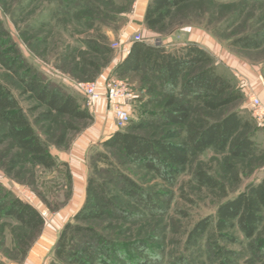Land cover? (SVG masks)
I'll return each mask as SVG.
<instances>
[{"label": "rangeland", "instance_id": "rangeland-1", "mask_svg": "<svg viewBox=\"0 0 264 264\" xmlns=\"http://www.w3.org/2000/svg\"><path fill=\"white\" fill-rule=\"evenodd\" d=\"M71 1L81 0H0V81L13 91L28 121L58 165V169L49 170L34 166L27 156L17 158L21 153L11 146V140L0 144V189L33 207L44 220L42 228L35 232L12 219L0 218V264H49L54 261V248L61 230L67 223L74 222V216L83 205L86 183L92 172L89 157L102 151L101 144L112 134L128 131L147 118L148 113L159 109L158 93L162 89L159 84L155 86L156 92L150 93L147 87L151 82L143 83L138 75L104 80L119 59L114 43H121V39L132 43L133 37L138 35L141 42L162 46L172 34L179 38V32L186 28H192L198 40L202 37V44L205 36L212 40L211 50L201 49L211 58L216 73L242 96L237 103L212 113L194 103L193 117L214 122L227 113L237 112L248 126L246 133L254 149L245 159H233L211 150L193 156L172 186L125 163L119 154H113L119 156L117 161L111 155L115 166L145 192L170 195L162 199L165 208L162 214L149 216L129 203L133 217L121 221L110 212L91 225L114 242L150 239L145 261L139 255L129 254L125 255L127 261L124 256H112L111 264H133L134 260L142 264H219V247L235 253L233 264H264L263 257L248 250L237 230L229 233L237 240L234 244L215 239L212 230L194 246L187 244V234L198 221L213 217L220 203L264 178V126L254 121L249 109L251 95L264 102V0H193L174 10L163 25L154 30L148 29L138 18L139 5L146 0H138L136 5L135 0H91L101 5L100 11L92 8L91 14L83 13L84 6L78 8L79 5L74 6ZM87 17L94 22H84ZM85 39L98 43L100 54L92 52L84 44ZM188 44L191 43L185 46ZM11 47L17 49L20 60L36 71L45 83L74 97L80 107L88 110L91 119L81 121L55 115L42 118V109L15 86L17 79L13 71L19 64L9 70L8 60L15 59L9 53ZM106 48L111 52H105ZM84 57L96 63L98 69L85 65ZM73 67L80 70L74 77L69 74ZM72 80L96 82L102 92L107 81L123 84L133 97L129 101V123L116 129L103 101L89 109L84 96L69 85ZM68 124L74 129L66 130ZM63 132L65 140L57 146V139ZM152 132L161 133L155 129L140 133L149 135ZM63 164L67 166L70 179L65 177ZM98 166L104 171L107 169L101 163ZM197 171L212 176L223 190L199 186L194 176ZM260 235H264V226Z\"/></svg>", "mask_w": 264, "mask_h": 264}, {"label": "trees", "instance_id": "trees-1", "mask_svg": "<svg viewBox=\"0 0 264 264\" xmlns=\"http://www.w3.org/2000/svg\"><path fill=\"white\" fill-rule=\"evenodd\" d=\"M190 1L193 0H149L144 25L150 30L161 27L174 10ZM71 4L79 5L78 8L83 5L81 11L86 14H91L92 8L100 11L101 7L99 2L91 0L71 1ZM84 22L92 24L94 19L87 17ZM2 34L6 35L4 32ZM83 42L92 52L100 54L99 45L93 39ZM106 51L111 52L108 48ZM9 53L15 56V59L7 62L9 70L19 64L13 71L17 90L42 109V118L49 119L55 115L81 121L91 119L88 110L80 107L74 97L45 83L36 71L21 61L15 47H11ZM83 63L94 67V70L98 69L96 63L85 57ZM79 71L78 67H73L69 69V74L74 77ZM129 75L141 76L143 83L151 82L147 87L150 93L156 92V84L161 86L157 102L159 109L148 113L147 118L141 119L128 131L112 134L101 144L103 150L89 157L92 172L86 183L83 205L74 216V222L67 223L61 230L54 248V261L49 264H111L112 256H124L127 261L125 255L129 254L139 255L144 261L147 259L149 238L114 242L100 235L91 225L103 220L110 212L121 221L133 217L134 213L129 209L132 203L149 216L162 214L165 209L162 199L170 195L145 192L115 166L113 158L118 161L119 156L114 157L113 154H119L125 163L151 173L172 186L176 178L185 172L193 156L211 150L233 159H245L254 149V143L246 133L248 126L237 112L227 113L214 122L195 115L193 117L194 103H199L205 111L212 113L242 98L224 77L216 73L211 58L197 45L188 44L167 51L160 46L132 42L127 55L111 71L113 78L122 79ZM65 129L74 128L68 124ZM150 129L160 130L161 133H140ZM8 139L12 142L11 146L21 153L17 158L27 156L34 166L58 169L13 91L0 81V144ZM64 140L63 132L56 145ZM99 163L107 169L99 168ZM63 168L65 177L70 179L65 164ZM107 175L112 177L108 178ZM194 176L201 187L223 190L222 185L204 171H197ZM0 218L12 219L35 232L44 224L42 216L33 207L3 189H0ZM263 226L264 178L248 184L234 198L220 203L213 217L198 221L187 234V244L194 246L209 230H212L215 239L234 244L237 240L229 233L237 230L247 243L248 250L264 258V235H260ZM217 251L219 264H233V251L222 247ZM134 261L135 264H142Z\"/></svg>", "mask_w": 264, "mask_h": 264}, {"label": "built area", "instance_id": "built-area-1", "mask_svg": "<svg viewBox=\"0 0 264 264\" xmlns=\"http://www.w3.org/2000/svg\"><path fill=\"white\" fill-rule=\"evenodd\" d=\"M137 1L135 0V5ZM132 42H141L140 37L138 35L134 36ZM113 48L118 51L121 57L126 56L129 51L121 43H114ZM113 83L105 82L104 92L98 89L96 82L72 80L69 85L84 96L89 109L95 108L101 101L105 102L107 113L112 116L114 126L119 130L124 128L131 119L129 101L133 97L132 93L123 84ZM249 109L254 121L260 126H264V102L256 95H251Z\"/></svg>", "mask_w": 264, "mask_h": 264}, {"label": "crops", "instance_id": "crops-1", "mask_svg": "<svg viewBox=\"0 0 264 264\" xmlns=\"http://www.w3.org/2000/svg\"><path fill=\"white\" fill-rule=\"evenodd\" d=\"M147 4H148V0H146L144 3L142 2L139 5V9H138L139 15H138V18H140V20L142 22L144 21V14H145V10H146ZM179 33H180V37L179 38H178L179 35L176 36V34H172L169 37L170 40L167 41V44L162 45L160 47L164 48L167 51H174L176 49H179V47L185 46V44H187V43H191V44H197L198 47L203 48V50H207V49H210L211 50V47H212L211 46V42H212V40L209 37L205 36L204 37V41L207 42V43H205L203 41L204 44H202V41H201L202 37H200L201 39L198 40L196 38V34L193 32L192 28L182 29ZM120 42L122 44H124V46L127 49L130 48L131 43H127L126 40H124V39H121ZM124 57L119 56V59L117 60V63L120 62ZM220 58H222V57H220ZM220 61H223V60L220 59ZM115 65L112 66V68L108 71V73H107L106 77L104 78V80L111 77V71L115 67Z\"/></svg>", "mask_w": 264, "mask_h": 264}]
</instances>
